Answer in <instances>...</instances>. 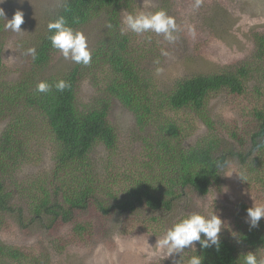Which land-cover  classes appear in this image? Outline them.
Instances as JSON below:
<instances>
[{
	"label": "trees",
	"instance_id": "16d2710c",
	"mask_svg": "<svg viewBox=\"0 0 264 264\" xmlns=\"http://www.w3.org/2000/svg\"><path fill=\"white\" fill-rule=\"evenodd\" d=\"M131 2L59 0L43 13L42 26L29 37L27 49L35 48L36 56L26 55V62L14 80L8 79L4 46L0 41V233L7 230L10 216L24 230L36 223L57 233L48 241L49 247L61 252L90 238L91 226L78 222L77 212L87 210L90 205L103 215L111 214L113 209L128 215L142 208L149 212H168L177 192L190 189L206 195L218 182L230 158L239 162L241 181L246 187L264 192V86L248 91V75L241 68L185 78L177 81L173 90L164 96L155 91V87L149 91V82L139 69V58L145 56L143 50L139 49L141 54L137 50L139 37L130 29L128 34L121 30V13L129 9ZM168 2H163L157 12H165ZM210 7L214 13L213 4H202L197 10L211 12ZM61 16L75 31L91 24L96 26L97 42L88 65L73 63L66 71L49 77L46 70L63 56L52 47L47 26ZM3 30L0 17V40ZM250 40L253 60L261 64L264 73V31L253 32ZM101 73L104 81L99 87L97 80ZM84 78H90L88 81H92L99 94L80 105L78 92ZM60 80L68 85L63 91L55 87ZM40 82L51 85L50 91L38 92ZM221 93L237 100L245 94L256 103L248 110L258 124V133L248 139L249 149L236 125L227 130L226 135L239 150L231 152L223 148V141L214 128L217 124L207 110L209 97ZM151 95L159 100L158 104ZM114 99L132 113L141 134L150 129L141 137L146 154L142 160L137 158L134 162L139 166L134 184L139 185L127 186L120 192L122 198L106 183L97 184L90 176L92 168L88 164L90 153L97 146L107 151L116 147V131L108 120ZM163 103L172 111L193 113L207 129L201 139L193 145H185L190 129L183 134L174 122L163 118L160 115ZM46 152L50 153L47 156L49 167L40 174L35 173L45 160ZM120 170L115 169L114 175L124 179L126 184L130 175ZM6 185L25 202V210L12 203L13 190H7ZM243 207L244 219L239 215L230 228L223 225L218 249L216 246L203 249L196 242L195 247L185 248L175 260L186 264L190 256L199 255L202 264H243L244 254L250 251L256 252L258 259L263 258L264 218L258 227L250 228L246 222L249 207ZM64 224H73L68 241L59 233ZM161 224L159 227L165 226ZM48 244L41 241L33 246H17L0 240V264H52ZM159 264H173V261Z\"/></svg>",
	"mask_w": 264,
	"mask_h": 264
},
{
	"label": "rangeland",
	"instance_id": "374dc122",
	"mask_svg": "<svg viewBox=\"0 0 264 264\" xmlns=\"http://www.w3.org/2000/svg\"><path fill=\"white\" fill-rule=\"evenodd\" d=\"M59 0H4L0 8L4 9L5 18L11 19L16 11H22L24 22L21 32L15 33L3 30L0 40L4 46V64L8 72V79L18 77L26 62L25 52L29 37L34 35L43 24V13L50 10ZM166 0H132L129 9L121 13V30L129 33L124 24L128 14L155 13ZM196 0H169L165 5V13L173 17L177 30L173 33L176 39L173 42L165 40L163 34L148 31L137 34L139 42L137 50H143L145 56L139 58V69L149 82V91H157L164 96L169 94L177 81L190 78L194 75H206L236 71L243 68L248 75L247 90L255 86H264V73L261 64L253 60L251 34L255 31H264V0H200V5H214L210 11H198L195 7ZM210 4V5H209ZM5 18L1 17L3 24ZM84 34L90 52L96 45L97 27L87 26L79 30ZM131 31V30H130ZM131 33H134L131 31ZM144 37H148L144 39ZM140 45V46H139ZM93 48V49H92ZM166 52L167 55L163 53ZM141 54V52H139ZM71 59L64 57L50 66L46 76H54L66 71L73 65ZM104 74L97 81H104ZM90 78H84L80 87L78 102L80 105L91 101L93 96L99 94L92 85ZM106 81V79H105ZM152 97V95H151ZM155 100V97H152ZM158 104L159 100H155ZM239 105V106H238ZM256 105L247 95L240 99L221 93L211 95L207 103L208 113L213 115L218 137L223 141V148L231 152L239 150V147L227 137V130L236 125V130L245 138L246 149L250 148L252 135L258 133V124L254 117L249 115V109ZM160 115L166 120H171L181 128L183 134L187 128L190 135L184 141L185 145H193L202 134L206 126L201 124L193 113L187 111H172L163 103ZM232 117L234 120H232ZM108 120L114 127L117 136L116 147L110 151L102 146H97L89 156L88 164L92 168L91 177L97 184L106 183L119 198L127 186H133L139 170L138 159L145 156L142 136L139 132L130 111L122 106L116 99L110 105ZM236 120V121H235ZM233 124H229L230 122ZM220 134V135H219ZM219 137V138H220ZM48 154V155H47ZM45 160L35 171L38 173L46 170L50 165L49 152L45 154ZM138 158V159H137ZM109 164V165H108ZM121 168L122 174H129L126 184L121 178H116L114 170ZM240 164L234 158H230L228 164L221 170L218 182L209 188L206 195H200L190 189L177 192L176 200L172 202L170 211L149 212L136 209L132 214L113 209L111 214L103 215L97 212L93 205L87 210L77 212L76 220L86 222L91 226L90 238L86 242L69 246L63 251H54L49 247L51 239L57 233L41 228L36 223L31 224L26 230L19 228L13 218L8 217V228L0 233V240L12 245H35L46 241L52 264H159L162 261L172 262L178 254L167 257L165 250L156 246L157 239L163 237L165 231L175 222L185 216L197 212L211 214L213 211L220 216L226 228H230L237 217L244 214L243 206L252 207L254 204L264 205V192L259 188L250 189L241 181ZM6 184H9L6 181ZM130 184V185H129ZM11 185V184H9ZM6 185L7 190H13L12 203L26 209L25 202L17 197L14 189ZM139 185V183L134 184ZM244 219V216L239 217ZM75 221V220H74ZM164 227H159L162 225ZM229 222V223H228ZM74 223V222H73ZM75 225V224H74ZM236 227V226H235ZM73 224L61 226V237L69 240ZM190 248V247H188ZM264 258V255H263Z\"/></svg>",
	"mask_w": 264,
	"mask_h": 264
},
{
	"label": "clouds",
	"instance_id": "9594fccd",
	"mask_svg": "<svg viewBox=\"0 0 264 264\" xmlns=\"http://www.w3.org/2000/svg\"><path fill=\"white\" fill-rule=\"evenodd\" d=\"M22 2V0H21ZM4 0H0L3 4ZM200 6V0H196L195 7ZM0 17L5 18L4 9L0 8ZM4 24L5 30L15 33L21 32V25L24 22V14L22 11H16L11 19H6ZM124 24L128 29L137 34L148 31L157 34H163L165 40L173 42L176 37L173 33L177 30V25L173 17L168 16L164 11L155 13H139L136 15L128 14L124 19ZM48 30L51 35L48 39L54 49H57L65 59H71L77 64L88 65L92 56L88 49L86 37L80 31H75L67 25L63 16L48 23ZM167 55L166 52L163 53ZM25 55L36 56V49L29 48ZM67 83L60 80L55 84L59 91H63L67 87ZM51 85L47 82H40L37 85V91L47 93L50 91ZM264 218V205L254 204L247 209L246 222L250 228L258 227L259 221ZM224 222L214 211L211 214H200L193 212L180 219L173 226L168 228L163 237L157 239L156 246L161 250H165L167 257H173L174 254H182L185 248L195 247V243L199 242L201 248L207 249L212 246L219 248V234ZM236 234L233 233V236ZM179 260L173 259V264H179ZM186 264H202V257L199 255L190 256ZM243 264H264V258L258 259L256 252H248L243 256Z\"/></svg>",
	"mask_w": 264,
	"mask_h": 264
}]
</instances>
